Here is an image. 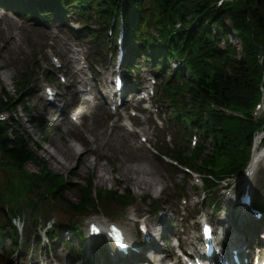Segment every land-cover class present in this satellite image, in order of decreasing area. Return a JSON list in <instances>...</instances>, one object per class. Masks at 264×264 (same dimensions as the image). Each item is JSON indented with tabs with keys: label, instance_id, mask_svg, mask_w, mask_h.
Instances as JSON below:
<instances>
[{
	"label": "trees",
	"instance_id": "16d2710c",
	"mask_svg": "<svg viewBox=\"0 0 264 264\" xmlns=\"http://www.w3.org/2000/svg\"><path fill=\"white\" fill-rule=\"evenodd\" d=\"M176 6L178 16L189 21L184 29L190 26L196 17L202 20L189 30V40L185 50L189 55L191 65H194L200 83L194 90H189L190 101L197 104L209 102L218 109L235 110L245 115L244 119L233 118L223 114L212 118L214 128L220 125L222 132L214 131V138L222 140L223 153L214 164L221 174L238 173L243 165L250 132L259 127L249 117L251 109L259 99L261 74L264 73V0H235L233 5L224 4L216 7L217 0H169ZM229 9V10H227ZM233 23L242 49V60L238 52L228 42L229 32L226 24ZM207 24V26H206ZM209 26V27H208ZM215 27L217 34L212 35L210 28ZM184 34V30L178 35ZM223 35L225 47L218 46L220 36ZM263 52V63L257 60L258 50ZM184 92V91H183ZM185 93V92H184ZM13 101L0 99L1 111H12ZM264 122V119L262 120ZM0 123V163L4 169H12L18 178L13 184L11 179L0 188V197L17 193L18 185L24 189L28 201L39 196L44 185V192L53 199H62L63 187H59V178L51 175H36L33 178L23 177L22 167L38 159L37 153L29 147V142L18 135L16 123L4 127ZM220 133V136H216ZM199 158L192 161L196 163ZM209 158L205 157L203 162ZM36 178V179H35ZM8 183V186H6ZM67 189V188H66ZM78 192L84 193L82 188ZM4 195V196H3ZM33 195V197H32ZM13 202V199H10ZM22 203V202H21ZM19 203V204H21Z\"/></svg>",
	"mask_w": 264,
	"mask_h": 264
},
{
	"label": "rangeland",
	"instance_id": "374dc122",
	"mask_svg": "<svg viewBox=\"0 0 264 264\" xmlns=\"http://www.w3.org/2000/svg\"><path fill=\"white\" fill-rule=\"evenodd\" d=\"M55 49L62 51L59 42H55ZM32 53H36V50H34V52L32 51ZM33 57L34 55L31 54L29 56H27V60H30L31 57ZM30 63H32V61H30ZM40 63L42 65L46 64L45 59H40ZM3 64L0 61V65ZM35 66V63H32ZM12 66L9 65L8 68H11ZM0 76L2 78L1 81V85L6 86L7 89L10 91L9 94L14 95V93L10 90V82L13 78V74L9 73V72H2L0 73ZM16 103L18 102L17 100L15 101ZM168 107V106H167ZM169 108V107H168ZM16 118L21 122V125L24 126L25 131L27 132L29 138L33 141V146H36V149H38V147L42 144L40 143V141H38L39 139L42 138V134L40 133V130L37 126L28 123V119L26 118V115H24L23 113H21L20 115H16ZM112 135V134H111ZM91 138V137H90ZM134 141L137 140V137L135 136L133 138ZM112 141L113 143L119 146L122 145V140L119 136V134H116L115 137L112 135ZM89 147L88 150H86L87 152V160H88V167L87 169H83L81 167L79 168H74V165H76L77 163V155H74V158L69 160V161H65L62 160L59 156H57V154H55V152L53 151V149L51 148L50 144H44V146L42 147V152L40 154L41 158L45 159L47 161V164L49 167H51L55 172H60L63 173L67 176L71 177H76L79 176L80 179H85V176L90 173V175L92 174L93 178H94V183L97 187H111L114 188V184H113V180H112V171L110 170V168L107 166V164L103 163V162H99L95 159L92 158V155L95 152L92 151H96L98 154H100V156H104L102 151H99V149L97 148L96 144L94 142H92V138L89 142ZM71 145L75 148V150L79 153H82L84 151V149H82L81 146H79L76 143H71ZM111 145L113 146V144L111 143ZM47 152L49 154V156H47L44 152ZM129 149L127 147H122L121 152H128ZM77 154V153H76ZM125 162L127 164V166L132 167L131 169L136 173V178H138L139 180H143L141 177H139L140 174H144L146 175V173L148 172H153V170L157 173L160 174V172L157 170L158 166L150 159H142V160H134L132 162H129L126 158ZM59 168H62V170H60ZM119 168V166L117 167V169ZM128 168H125L124 171H127ZM28 172H33L35 171V168L33 166H28L27 168ZM146 171V172H145ZM120 172V170H119ZM131 175V173H129ZM121 175V174H119ZM161 175V174H160ZM103 177L104 182H99V178ZM144 179L143 181H150L148 180V176H142ZM181 176H179L178 179H180ZM162 179V177H161ZM76 180L78 182V184H82V181H80L77 177ZM74 180V181H76ZM135 182L137 183L138 181L135 180ZM164 181L163 179L160 180L159 179V183L153 188L152 190V194L153 195H159L160 190L164 187ZM131 185L130 183H128L125 180V185ZM144 185V184H142ZM133 189L134 186L131 185ZM186 193L189 195V197L191 198V202H194L196 199H194V194H195V183L193 181H188L186 184V189H185ZM72 201L76 200V195H74L73 193L69 194V196ZM232 220H234V216L231 218ZM82 220H79L78 223V227H77V231L78 232H84L85 233V226H86V222L83 221V223L81 222ZM64 238H66V236H64ZM70 243L72 244V247H74L75 249L70 250V251H64V249H62V247L57 246V251L56 254L54 255L53 261L57 262V263H61V264H102L100 262V255L99 253L96 251V247L95 246H87L86 244H83L82 247L80 248L82 251H84V255L82 258L77 257L74 258L75 256V251L76 248H78V243L75 240H70ZM157 245V244H156ZM43 250V249H42ZM35 253V250H33L32 255ZM61 253L64 254V257H61ZM44 257L43 255H40L39 259L42 260ZM83 258H88V261L85 262L83 260Z\"/></svg>",
	"mask_w": 264,
	"mask_h": 264
},
{
	"label": "bare ground",
	"instance_id": "6f19581e",
	"mask_svg": "<svg viewBox=\"0 0 264 264\" xmlns=\"http://www.w3.org/2000/svg\"><path fill=\"white\" fill-rule=\"evenodd\" d=\"M13 51H14V49H13L11 40L9 38H4L2 44H0V57L4 53L10 55L13 53ZM41 110H42V114H43V112H45L47 109L43 107ZM53 128H57V126H54ZM90 134L93 138V141L96 142L97 146L100 149H102V147H103L108 151H114V148L110 142H106V143L102 144L101 141L98 140L100 138L98 131L91 129ZM262 137H264V135ZM258 141H259V139H257L256 144H258ZM50 144H51V147L53 148V151L55 152V154H57L62 160L69 161V160L74 158L75 149L70 144H68L67 142H64L62 140L61 134H58L57 139L56 138L51 139ZM44 153L47 156H49V154L46 151ZM257 159L264 160V148L254 156V161ZM78 165L83 169H87L89 164H88V160L85 157V155H82V154L79 155V157L77 158V164L75 166H78ZM255 168H256V165H252L251 169H249V173H252V172L258 173L259 170L255 169ZM127 173H131V175L134 177V180L138 181L137 182L138 187H141L142 184H144L145 188L149 187L150 189H153L159 183L158 179L160 177L156 172H148V173H146V175H144V174L139 175V177H141L143 180H146V179H144L142 176H148V178H149L148 180H150V181H143V180H139L138 178H136V173L131 168L127 169L125 174H127ZM245 179H246V177L244 178V181L246 182L247 179L246 180ZM99 181L103 182V177H100ZM249 181H252V178H250L248 180V182ZM261 188H264V186H261ZM239 190H240V188H239ZM229 196H230V198H232L236 201L237 205L245 206L244 201H242L241 199L237 198L236 196H233L232 194H230ZM99 222H101V221H99ZM14 234H12V235H14ZM8 236H10V235H7V237ZM36 240H38V238L34 239L33 242L36 243ZM123 264H126V263H123Z\"/></svg>",
	"mask_w": 264,
	"mask_h": 264
}]
</instances>
